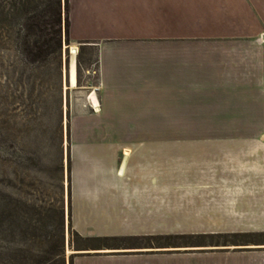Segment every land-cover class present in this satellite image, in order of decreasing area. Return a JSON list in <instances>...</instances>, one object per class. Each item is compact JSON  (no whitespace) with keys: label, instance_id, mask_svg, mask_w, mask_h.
<instances>
[{"label":"crops","instance_id":"crops-1","mask_svg":"<svg viewBox=\"0 0 264 264\" xmlns=\"http://www.w3.org/2000/svg\"><path fill=\"white\" fill-rule=\"evenodd\" d=\"M68 19L96 59L91 115L121 125L95 131L133 138L74 173V216L101 217L96 233L154 234L185 200L172 193L196 184L207 215L264 217V129L184 125L264 122V0H68Z\"/></svg>","mask_w":264,"mask_h":264},{"label":"rangeland","instance_id":"rangeland-1","mask_svg":"<svg viewBox=\"0 0 264 264\" xmlns=\"http://www.w3.org/2000/svg\"><path fill=\"white\" fill-rule=\"evenodd\" d=\"M66 15V0H0V264H264V217L207 215L198 207L196 184L172 193L185 200L173 202V215L157 217L154 234L96 233L101 217L74 216V173L102 166L110 144L133 138L95 131L121 125L91 115L86 98L98 84L96 59L91 48L66 39ZM184 125L264 129V122ZM203 139L212 138L156 141L195 146ZM138 246L152 248H132Z\"/></svg>","mask_w":264,"mask_h":264},{"label":"trees","instance_id":"trees-1","mask_svg":"<svg viewBox=\"0 0 264 264\" xmlns=\"http://www.w3.org/2000/svg\"><path fill=\"white\" fill-rule=\"evenodd\" d=\"M66 4H67V15L65 17L66 19V22H67V29H66V39H69V35H68V27H69V19H68V0H66ZM66 6V5H65ZM58 23H59V20H60V13L58 12ZM57 45L58 47L61 46V41H60V37L58 36V40H57ZM70 196H71V193H70ZM68 197L69 198V201H68V212H70V198L71 197ZM59 225H60V232H61V243H62V238H63V234H62V225H63V212H62V209L59 211Z\"/></svg>","mask_w":264,"mask_h":264},{"label":"bare ground","instance_id":"bare-ground-1","mask_svg":"<svg viewBox=\"0 0 264 264\" xmlns=\"http://www.w3.org/2000/svg\"><path fill=\"white\" fill-rule=\"evenodd\" d=\"M72 52H76V46L71 47ZM70 84L71 86H75L76 80H75V65L72 63L70 67ZM116 249H107V250H102V251H112Z\"/></svg>","mask_w":264,"mask_h":264},{"label":"water","instance_id":"water-1","mask_svg":"<svg viewBox=\"0 0 264 264\" xmlns=\"http://www.w3.org/2000/svg\"><path fill=\"white\" fill-rule=\"evenodd\" d=\"M228 248V247H227ZM237 248V247H236ZM240 248H246V247H240Z\"/></svg>","mask_w":264,"mask_h":264}]
</instances>
